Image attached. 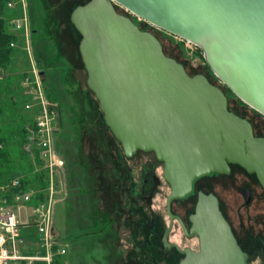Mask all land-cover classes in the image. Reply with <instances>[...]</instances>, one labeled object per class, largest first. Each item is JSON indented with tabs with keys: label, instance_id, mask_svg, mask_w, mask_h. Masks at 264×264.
I'll list each match as a JSON object with an SVG mask.
<instances>
[{
	"label": "water",
	"instance_id": "1",
	"mask_svg": "<svg viewBox=\"0 0 264 264\" xmlns=\"http://www.w3.org/2000/svg\"><path fill=\"white\" fill-rule=\"evenodd\" d=\"M115 5L197 46L221 85L188 75ZM69 22L80 36L85 85L123 156L151 152L162 164L169 188L162 247L183 255L177 264H249L256 256L264 264L262 243L243 251L212 193H196L188 231L170 212L195 179L227 174L228 164L253 174L264 192V137L227 109L221 88L264 117V0H88L70 11ZM173 219L197 237V250L167 240Z\"/></svg>",
	"mask_w": 264,
	"mask_h": 264
},
{
	"label": "rangeland",
	"instance_id": "2",
	"mask_svg": "<svg viewBox=\"0 0 264 264\" xmlns=\"http://www.w3.org/2000/svg\"><path fill=\"white\" fill-rule=\"evenodd\" d=\"M50 1L43 6L57 21L53 27L54 36L46 34L44 30L43 21L45 23L48 14L42 9L41 2L23 0L25 11H31V19L26 14L27 33L23 32L22 47L28 70L33 63L42 72L39 83L48 101L56 104L53 137L64 164L61 171L62 193L53 211V232L68 245V260L65 263L175 264L179 257H183L182 254L174 249L163 251L160 244L163 228L168 224L165 196L169 191L167 183L161 178L162 164L151 152L136 151L130 158L123 156L119 143L104 125L93 94L85 85V71L76 48L74 43L68 42L70 33L67 32L65 36L59 32L62 26L66 27V12L73 5L70 2L74 0ZM115 9L123 12L117 7ZM139 22L144 24L140 28L156 34L164 53L183 64L188 75L201 71L215 85H221L204 63L201 53L197 50L189 53L179 38L142 20ZM30 28L33 33H30ZM11 72L12 75H8L6 79L16 76L13 70ZM27 75L28 72L25 76ZM5 82L0 80V98L3 91L1 87ZM227 96L229 108L247 118L253 125L255 134L263 137L264 117L240 103L232 93L227 92ZM4 101L0 100V106ZM21 102L22 99H19L16 103L17 113L2 116L0 112V125L4 126L0 133L10 142L18 137V113L23 117V129L32 124L33 113L22 109ZM12 146L13 143L8 144V147ZM17 152L14 151L16 154ZM12 158L14 166L9 169L14 167L21 170L20 159L15 156ZM238 173L232 168L229 177L208 178L209 182H216L213 190L221 200V208L226 203L228 211L225 212L233 223L239 240L247 245V236L253 231L252 228L255 231L252 234L264 236V202L263 199H255L249 206L241 204L238 189L242 179L238 178ZM153 175L158 179L157 182ZM155 182L156 186L150 190ZM196 184L198 181L194 183V191L187 195L186 200H174L170 204V212L177 215L181 222L182 216L191 210L195 189L199 187ZM203 190L212 191V188L206 187ZM149 192L151 197L148 196L146 201ZM98 226L99 235L95 238L89 236L91 229ZM168 239L180 248L192 245L191 241L182 237L181 227L175 220ZM250 264H258V259L255 257Z\"/></svg>",
	"mask_w": 264,
	"mask_h": 264
},
{
	"label": "built area",
	"instance_id": "3",
	"mask_svg": "<svg viewBox=\"0 0 264 264\" xmlns=\"http://www.w3.org/2000/svg\"><path fill=\"white\" fill-rule=\"evenodd\" d=\"M19 3L23 9V0ZM12 24L27 33L24 13ZM179 40L189 53L197 50L189 41ZM39 77L31 63L22 82L26 96L23 108L33 114L32 124L24 127L21 150L30 160L28 175L32 178L25 183L26 173H22L0 183V264H52L55 257L67 254L68 245L53 232V211L62 193L64 164L53 137L56 104L48 101Z\"/></svg>",
	"mask_w": 264,
	"mask_h": 264
},
{
	"label": "trees",
	"instance_id": "4",
	"mask_svg": "<svg viewBox=\"0 0 264 264\" xmlns=\"http://www.w3.org/2000/svg\"><path fill=\"white\" fill-rule=\"evenodd\" d=\"M88 0H74L73 2L71 1L70 3L73 4L71 6V8L69 10H67V14H66V18H65V22H66V27H61L62 29H60V33L65 35L67 34V32L70 33V35H68V42L71 44V43H74V46L76 48V53L78 55V51H77V44H78V41L80 39V36L79 34L76 32V30L73 28V26L71 25V23L69 22V14H70V11L77 5H81V4H84L85 2H87ZM37 2H41V6H42V9L45 10L47 17H46V21L44 23L43 21V27H44V30H46V34H49L51 36H54L55 34V30L53 29V27L55 26L54 23H57L56 19L54 18V15L51 13L49 14V10L47 11L45 6L46 2L45 0H37ZM32 3V2H31ZM59 10V9H58ZM117 11V10H116ZM60 12L62 13V8L60 9ZM118 13H121L120 11H117ZM65 13V12H64ZM132 22L138 27V29L140 30H143L144 31V28H140V26L144 25L138 21L135 20V18H131ZM152 29H154L153 27H150ZM147 31L151 32L159 41L160 39L156 36V34L151 31V30H148ZM70 36V37H69ZM62 37V36H61ZM3 38L5 39L4 42H8V40L11 37V35H8V34H2L0 39ZM62 40V38H61ZM161 43V41H160ZM162 45V43H161ZM3 48V47H2ZM8 49V46H7V43H5V48L4 49H0V56H5L6 52ZM43 49L45 50L46 48L43 47ZM162 49H163V46H162ZM164 52V50H163ZM200 53V52H199ZM8 54V53H7ZM165 54V53H164ZM166 55V54H165ZM78 58H79V55H78ZM173 58V57H172ZM80 59V58H79ZM174 59V58H173ZM182 66L184 67V65L182 64ZM185 69V67H184ZM186 70V69H185ZM187 72V71H186ZM201 72V71H199ZM195 74V72L193 73ZM191 74V75H193ZM204 75L206 76L207 80L214 84L213 80H210V78L204 73ZM222 90L224 91V94L227 98V101H228V96H227V92H229V90L227 88H222ZM47 95V94H46ZM0 100L2 101V98H0ZM238 101L240 103H242L239 99ZM10 104V105H9ZM243 105H245L244 103H242ZM21 108H23V101L21 102ZM227 109L231 112H233L234 114L246 119L250 124L251 122L245 118L244 116L236 113L235 111H233L232 109L229 108V104H228V107ZM21 110V109H20ZM25 110V109H24ZM0 112H2V116L4 115H8V114H14V113H17V105H16V102L14 101H11L10 100V103H2V105L0 106ZM18 116L20 118V125H18V128H17V134H18V137H14V139H16L15 141L13 142H10L6 137L5 135L3 136V134L1 135L0 133V183H4L6 181H8L11 177L13 176H16V175H19V174H22V173H26V176L23 177V182L27 183L28 182V179H31L32 177L30 175H28L30 173V170L32 169L31 167V163H30V160L27 158L28 156L25 155L22 150H21V146L24 142V129H23V124H24V121H23V117H22V114L18 113ZM252 125V124H251ZM252 128H253V134L254 136H258L257 134H255V130H254V127L252 125ZM4 130V126L0 125V131H3ZM262 137V136H261ZM13 143V146L12 148L11 147H8V144H11L12 145ZM16 147V148H15ZM18 151L17 154L14 153V151ZM58 150V149H57ZM59 152V151H58ZM16 157L18 158V160L20 159V162H21V166H22V169H16V168H11L9 169L10 167L14 166V161H13V158L12 157ZM16 164V163H15ZM7 170V171H6ZM100 226L96 227V228H93L91 229V234L93 236V238H95L97 235H99V229ZM238 243V242H237ZM161 244V242H160ZM239 244V243H238ZM240 245V244H239ZM242 250H244L242 248V246L240 245L239 246ZM161 248L163 251H170L174 248H171L169 250H166L165 248L162 247L161 245ZM175 250V249H174ZM245 251V250H244ZM175 253V252H174ZM176 254V253H175ZM182 257H179V259L177 260V262L175 264L178 263V261L181 259ZM65 260H68L67 258V254L64 255V256H58V257H55L53 259V262L52 264H65Z\"/></svg>",
	"mask_w": 264,
	"mask_h": 264
},
{
	"label": "crops",
	"instance_id": "5",
	"mask_svg": "<svg viewBox=\"0 0 264 264\" xmlns=\"http://www.w3.org/2000/svg\"><path fill=\"white\" fill-rule=\"evenodd\" d=\"M7 2H11V5L8 6ZM45 2L48 3L51 1L45 0ZM23 13L25 14V16L27 14L28 18L31 19V11H25L24 8L22 9L19 0H0V37L2 34H8L12 37L8 40V42H4L5 39L3 38L0 39L1 50L5 48V43H7L8 46V52L5 53L6 55L3 57L0 56V80L6 81V85L3 83V86L1 87L3 89V91H1V97L3 100H5V104L10 103V100L17 103L19 99H22L24 104L26 100V96L22 92V82L25 79L26 73L28 72L27 63L23 55V33L21 29L14 28L12 24V20L21 17ZM31 28L30 33H33V30ZM10 43L12 45H10ZM11 70L14 71V75L16 76H9L10 79H6L8 75H12ZM38 72L40 76L42 72Z\"/></svg>",
	"mask_w": 264,
	"mask_h": 264
},
{
	"label": "flooded vegetation",
	"instance_id": "6",
	"mask_svg": "<svg viewBox=\"0 0 264 264\" xmlns=\"http://www.w3.org/2000/svg\"><path fill=\"white\" fill-rule=\"evenodd\" d=\"M121 12V11H120ZM198 73H200V74H203L204 75V73L203 72H199V71H197V72H195V74H198ZM205 76V75H204ZM206 77V76H205ZM215 84V83H214ZM222 88V87H221ZM264 137V136H263ZM136 153V152H135ZM134 153V154H135ZM133 154V155H134ZM132 155V156H133ZM131 156V157H132ZM130 158V157H129ZM228 167H229V172L227 173V174H216V173H211V174H209V175H207V176H203V177H200V178H198V179H195L194 181H193V183H192V190H191V193H192V191H194V183L196 182V181H198V184H196V185H198L199 187L197 188V189H195V193H194V200L192 201V204H191V210L188 212V213H186L185 215L184 214H182V215H184V216H182V225L185 227V229L188 231L189 230V226H190V223H189V221H188V216H189V214L192 212V210H193V206H194V203H195V199H196V193L198 192V191H201V192H203V193H212L216 198H217V200H218V207H219V209H220V211H221V213H222V215H223V217L225 218V220L227 221V223L229 224V226H230V229H231V231H232V233H233V235H234V237H235V239H236V242H238L241 246H242V248L245 250V252H247V253H251V252H253L255 249H257V248H259L260 247V245H261V243H262V245H263V252H264V236H256V235H254V234H252L253 232H255L254 231V229L252 228V232L249 234V232H248V234H249V236H247V245H243L242 244V242H241V240H239V238H238V235H237V232H236V229H235V227L233 226V223L231 222V220L229 219V217H228V215L226 214V212H225V210H227V208H226V203H224L223 205L224 206H222V208H221V200L218 198V196H217V194L214 192V186L216 185V182L214 183L213 181L211 182H209V178L208 177H210V176H215V177H229V176H231V174H232V168H234V169H236L237 170V172H239L238 174L240 175V177H238L239 179L241 178L242 179V184H241V186L239 187V189H238V193H239V195H240V199H241V204L242 205H244V206H249L255 199H259V200H261V199H263L262 201L264 202V192H263V190H262V188H261V186L259 185V183H258V181L256 180V178H255V176L253 175V174H250V173H247L245 170H243L241 167H239L238 165H235V164H228ZM161 178H162V176H161ZM153 179L156 181H158V179L156 178V176L155 175H153ZM240 179V180H241ZM156 181V182H157ZM164 181V180H163ZM156 182L151 186V188H150V190H152L155 186H156ZM209 182V183H208ZM206 187H211L212 188V191L211 190H207V191H204L203 189H205ZM190 193V194H191ZM149 195H147L146 196V201H148V199H149V197H151V193L149 192L148 193ZM189 194V195H190ZM188 195V196H189ZM149 196V197H148ZM188 196H186V197H184V198H182V201H184V200H186V198L188 197ZM257 201V200H256ZM223 207H224V209H223ZM228 211V210H227ZM182 213H184V211H182ZM177 216V215H176ZM173 220H175V221H177L176 219H173ZM173 222V221H172ZM177 223H178V221H177ZM179 224V223H178ZM172 225V224H171ZM180 226V225H179ZM171 229V228H170ZM182 230V237L184 238V239H187V241H191L192 242V245L191 246H188V245H183L182 246V249H184V248H188V249H190V250H197V237L195 236V235H191V236H187V235H185V233H184V231H183V229H181ZM249 230H251V229H249ZM170 232V231H169ZM263 232V231H262ZM246 239V238H245ZM167 240L169 241V242H171V243H174L173 241H170L169 239H168V235H167ZM174 244H176V243H174ZM190 244V243H189ZM238 244V245H239ZM239 245V246H240ZM171 248H173V247H171ZM171 248H169V249H171ZM169 249H167V250H169ZM243 250V251H244ZM183 256V255H182ZM256 258L258 259V264H259V258L256 256ZM249 264H250V262H249Z\"/></svg>",
	"mask_w": 264,
	"mask_h": 264
},
{
	"label": "bare ground",
	"instance_id": "7",
	"mask_svg": "<svg viewBox=\"0 0 264 264\" xmlns=\"http://www.w3.org/2000/svg\"><path fill=\"white\" fill-rule=\"evenodd\" d=\"M160 42V41H159ZM161 44V43H160ZM161 47H162V45H161ZM162 51H163V49H162ZM164 53V52H163ZM184 68V67H183ZM185 70V69H184ZM185 72H186V70H185ZM187 73V72H186ZM227 107H228V101H227ZM251 127H252V125H251ZM252 133H253V128H252ZM254 135V134H253Z\"/></svg>",
	"mask_w": 264,
	"mask_h": 264
}]
</instances>
